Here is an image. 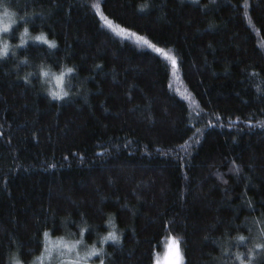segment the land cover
I'll use <instances>...</instances> for the list:
<instances>
[{
	"label": "trees",
	"instance_id": "1",
	"mask_svg": "<svg viewBox=\"0 0 264 264\" xmlns=\"http://www.w3.org/2000/svg\"><path fill=\"white\" fill-rule=\"evenodd\" d=\"M95 1L13 0L59 41L21 55L75 64L83 88L53 102L15 60L0 62V264L14 251L30 264L82 220L103 232L110 213L123 238L105 264H155L171 236L184 264L253 259L264 233V0L101 1L175 66L111 31Z\"/></svg>",
	"mask_w": 264,
	"mask_h": 264
},
{
	"label": "clouds",
	"instance_id": "2",
	"mask_svg": "<svg viewBox=\"0 0 264 264\" xmlns=\"http://www.w3.org/2000/svg\"><path fill=\"white\" fill-rule=\"evenodd\" d=\"M32 17L31 12H25L18 9L13 0H0V62L9 58L15 60L14 71L21 72V78L31 82L34 78L39 80L43 93L53 102H62L82 90V85H77L74 77L78 72L75 64L66 61L54 65L47 58L39 61H33L28 55H21L22 50H26L31 44H42L50 51L59 47V41L49 36L43 30L33 31L29 20ZM105 231L100 232L93 229L92 225L86 220H82L79 225V233H66L61 239L71 241L70 247L77 253H82L79 258L73 261V264H92L94 258H99V264H105L107 255V246L109 243L119 244L123 238V232L117 222L114 214H107L104 221ZM94 230L98 234L94 239L88 241L86 234ZM238 236V241H243ZM260 242H253V246L248 249L247 255L254 259L256 249H264V233L257 238ZM69 247V245H62ZM174 248L175 245L173 244ZM225 254L230 252V247L226 245L223 249ZM63 255V251L59 253ZM245 253H234V260L238 264H253V259L245 260ZM9 264H25L18 252L11 254ZM30 264H39V258H33ZM53 264H58L54 261Z\"/></svg>",
	"mask_w": 264,
	"mask_h": 264
},
{
	"label": "rangeland",
	"instance_id": "3",
	"mask_svg": "<svg viewBox=\"0 0 264 264\" xmlns=\"http://www.w3.org/2000/svg\"><path fill=\"white\" fill-rule=\"evenodd\" d=\"M102 0H96L95 1V5L101 15L102 20L104 21V23L107 25V21H111L110 19H108L107 17H105L102 12L100 11V3ZM112 25L113 28H109L111 31H113V29H119L121 28L120 26H118L117 24H115L113 21ZM117 34L116 31H113ZM130 31H127V33L125 35H123L124 37H127L133 41L139 42L142 45L145 46H149V44H144L142 41H138L137 40V36H133L131 35ZM150 47V46H149ZM173 240L177 241L179 244V248L182 254V261L181 264H184V254L180 245V242L178 239L174 238V237H169L166 239L164 245H163V249L162 252L157 256L156 260H155V264H172V255L175 251V248L172 247L173 245ZM69 245V247H63L62 245ZM71 242L70 241H64L62 239H49L48 244L46 245V248L44 250V254L42 255V257H39V264H53L54 261L58 262V264H73V261L77 260L79 258V255H82V253H77L76 251L72 250L70 247ZM61 250L63 251V255H59V253L61 252ZM92 264H98L97 261L93 260Z\"/></svg>",
	"mask_w": 264,
	"mask_h": 264
},
{
	"label": "snow or ice",
	"instance_id": "4",
	"mask_svg": "<svg viewBox=\"0 0 264 264\" xmlns=\"http://www.w3.org/2000/svg\"><path fill=\"white\" fill-rule=\"evenodd\" d=\"M193 2H198V0H193ZM103 18V17H102ZM107 27L108 28H113V25H112V22L111 21H107ZM113 31H116L118 35H125L127 33V29L126 28H119L118 30L117 29H113ZM131 35L133 36H136V33L132 32L130 33ZM138 41H142L144 44H149V41L146 40L143 36H137L136 37ZM149 46L151 48H153L156 52L158 53H161L163 55L166 56L167 59H170L172 61V64L175 66L176 65V60L174 57H171V56H168L167 53H164V50L162 48H158L156 46V44H149ZM44 236L47 237L48 236V233L47 232H44ZM241 240L244 239V237H240ZM173 244L175 245V251L172 255V264H181V261H182V254H181V251H180V248H179V244L177 241L173 240Z\"/></svg>",
	"mask_w": 264,
	"mask_h": 264
}]
</instances>
